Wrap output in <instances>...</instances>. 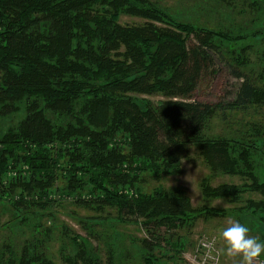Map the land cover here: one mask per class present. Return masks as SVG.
<instances>
[{"label": "trees", "instance_id": "16d2710c", "mask_svg": "<svg viewBox=\"0 0 264 264\" xmlns=\"http://www.w3.org/2000/svg\"><path fill=\"white\" fill-rule=\"evenodd\" d=\"M242 1L264 14V0ZM122 15L141 21L121 23ZM259 34L184 20L157 0H0V202L25 219L23 207L49 216L55 201L71 198L174 231L219 213L193 207L182 187L142 191L138 182L179 175L195 149L212 174L242 181L212 186L204 177L203 200L238 203L254 193L238 210L264 223V175L254 161L263 158L264 126L248 138L209 133L215 116L264 106V83L246 71ZM220 64L238 80L230 99L192 100ZM31 228L40 234L36 222ZM68 238L63 264L101 263L86 238ZM172 245L179 254L182 244ZM156 246L143 240V264H161ZM0 264L53 261L46 240L34 237L18 249L5 245Z\"/></svg>", "mask_w": 264, "mask_h": 264}, {"label": "rangeland", "instance_id": "374dc122", "mask_svg": "<svg viewBox=\"0 0 264 264\" xmlns=\"http://www.w3.org/2000/svg\"><path fill=\"white\" fill-rule=\"evenodd\" d=\"M161 6L171 13L186 20L193 18L209 28L223 30L246 29L247 31H261L262 38L254 37L247 53L249 59L246 71L258 79V84L264 83V14L242 0H235L228 5H218L204 0H157ZM248 3V5H247ZM213 4L214 6H212ZM139 18L122 15L121 23L140 22ZM256 34H258L256 32ZM257 38V39H256ZM248 39H245L247 41ZM251 40V39H250ZM238 80L233 77L229 69L222 64L217 72L206 74L193 92L191 99L203 103H218L230 99L231 92ZM154 101L161 99L155 96ZM264 126V106H252L243 113L232 112L226 121L215 116L210 122L211 135L228 134L233 137H242L256 131L257 127ZM248 138V137H246ZM263 158L255 155L256 173L264 175V143L261 145ZM182 169L179 175L161 176L153 178L149 174L141 176L138 186L142 191H151L161 185L167 189L182 187L189 196L192 206L206 210L217 211L219 214H201L189 225L174 231L156 229L152 224L143 225V219L138 221L130 216L119 217L115 208L105 207L102 210L93 209L84 204L75 203L71 198L55 201L50 209V215H45V209L32 206L23 207L25 219L15 217L16 210L10 205L0 202V249L9 245L15 249L22 246L31 238L45 240L49 247V256L53 264H63L60 259V250L69 242L68 235L73 233L86 238L100 257V264H143V240L154 245V254L161 264H237V261L226 256L218 255L223 247L220 239L221 230L227 226V220H239L248 225L251 234L264 241V223L256 218L239 212V208L247 198H257L254 193L247 192L243 201L233 203L227 199H212L204 201L200 192L199 182L207 177L212 186L222 183L240 184L237 176L221 173L212 174L202 162L195 149L181 160ZM27 212V213H26ZM34 213L35 215H32ZM20 214V213H19ZM36 222L40 232L31 228ZM36 227V226H35ZM69 230L67 233L66 231ZM72 231V233H70ZM214 242V243H213ZM182 244L181 251L176 252L172 244ZM177 248V247H175ZM257 264H264V256Z\"/></svg>", "mask_w": 264, "mask_h": 264}, {"label": "clouds", "instance_id": "9594fccd", "mask_svg": "<svg viewBox=\"0 0 264 264\" xmlns=\"http://www.w3.org/2000/svg\"><path fill=\"white\" fill-rule=\"evenodd\" d=\"M220 239L223 247L218 250V255L235 259L237 264H257L264 256V241L251 234L250 227L239 220H227Z\"/></svg>", "mask_w": 264, "mask_h": 264}]
</instances>
